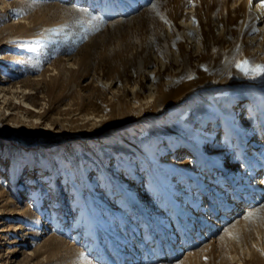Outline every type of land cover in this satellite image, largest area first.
I'll return each instance as SVG.
<instances>
[{
  "label": "rangeland",
  "instance_id": "374dc122",
  "mask_svg": "<svg viewBox=\"0 0 264 264\" xmlns=\"http://www.w3.org/2000/svg\"><path fill=\"white\" fill-rule=\"evenodd\" d=\"M260 5L0 0V264H264Z\"/></svg>",
  "mask_w": 264,
  "mask_h": 264
},
{
  "label": "bare ground",
  "instance_id": "6f19581e",
  "mask_svg": "<svg viewBox=\"0 0 264 264\" xmlns=\"http://www.w3.org/2000/svg\"><path fill=\"white\" fill-rule=\"evenodd\" d=\"M126 12V10H124V9H121V11H120V13L121 14H123V13H125ZM253 96V95H252ZM252 98V97H251ZM256 100V99H255ZM254 101V100H253ZM258 102V101H257ZM255 104H256V102H255ZM240 106H242V109H239V106H238V108L236 107V109H232V110H230L229 112H230V115H232L233 117H235V118H237V120H238V122H240V123H238L240 126H242V127H247V126H250V123L252 122V114H251V111H252V109H253V107L251 106V103H250V100L248 99V101H246L245 103H244V105H243V102L242 103H240ZM258 106V105H257ZM246 110V111H245ZM228 112V113H229ZM262 119V118H261ZM234 121V120H233ZM262 123L264 124V120H262ZM262 123H261V125H262ZM231 125V124H230ZM233 127V126H232ZM251 127V126H250ZM237 129V128H236ZM247 130H249L248 128H246ZM263 129H264V125H263ZM238 130V129H237ZM236 130V131H237ZM251 130V129H250ZM234 131V130H233ZM249 132V131H248ZM247 133V132H246ZM245 133V134H246ZM251 133V132H250ZM250 133H247L246 134V138L248 139V138H250ZM242 134V133H241ZM237 135V134H236ZM243 135V134H242ZM236 138H238V137H236ZM245 138V137H244ZM253 139L255 138V137H252ZM252 139V140H253ZM148 141V140H147ZM258 141H255V140H253V142H252V146L253 147H258V146H262V143H257ZM252 147V148H253ZM194 150V149H193ZM190 153H192V150H188ZM195 151V150H194ZM255 152V151H254ZM195 153V152H194ZM250 154V153H249ZM249 154H248V156H249ZM261 154V153H260ZM261 158H259L260 160H259V162H260V165L258 166V167H252V169H247L246 171H248L249 173H248V175L249 174H253L252 173V170H253V172L255 171V169H257V168H264V154L262 153L261 154V156H260ZM166 160V159H165ZM168 160V159H167ZM166 160V161H167ZM254 160H256V158L254 157ZM171 161V160H170ZM174 161V160H173ZM177 161V160H176ZM175 161V162H176ZM163 163V162H162ZM166 163H168V162H166ZM255 163V162H254ZM166 166V165H165ZM236 167V166H235ZM249 167V166H248ZM174 168V167H173ZM244 168V167H243ZM242 167H241V169H243ZM245 168H247V167H245ZM163 169H165V168H163ZM176 170V169H175ZM245 171V172H246ZM245 172H242V176L243 175H245L246 173ZM241 175V174H240ZM250 176V175H249ZM239 177V176H238ZM249 178V177H248ZM232 179V178H231ZM231 179H229V180H226V181H222L221 183H220V185H219V187H218V189H217V193H225V192H227L228 190H230V196H233L232 197V200L233 201H228L227 202V199H224V200H220L219 199V201L220 202H222L223 204H221V205H219L217 208H215L214 209V215L215 214H221L222 216H221V218L222 219H230V218H232L231 216H230V214H229V212L231 213V214H234V212H235V210L237 209V208H239V206H238V204L239 203H237V201L238 200H242L243 199V194L245 193L244 192V190H243V187H248V188H250L251 187V185L247 182V181H244L245 180V178H242L239 182L242 184V185H240V186H242V188L240 189V190H238V191H236V192H233L232 191V189L234 188V183H233V181L231 180ZM255 179V178H254ZM247 180V179H246ZM249 180V179H248ZM256 180V179H255ZM251 181V180H250ZM252 182H254V181H252ZM254 184V183H253ZM160 186V185H159ZM255 187H256V189H258V191H257V194L254 196V202L255 201H257L258 199H259V196L261 195V193L262 192H264V191H262V190H264V171H263V173H262V175L260 176V178L258 179V180H256V183H255ZM253 191V190H252ZM228 194V193H227ZM222 197H224V196H226V195H221ZM229 196V195H228ZM221 197V198H222ZM251 209V207L250 208H248L247 206L245 207V211H246V213H248L247 211H249ZM252 209H253V207H252ZM213 210V209H212ZM250 211H252V210H250ZM214 221V220H213ZM218 226H220V225H218ZM198 234H199V232H198ZM183 238L184 237H182V240H183ZM175 249V248H174ZM187 251H189V250H187ZM190 252V251H189ZM192 252V251H191ZM175 253L173 252L171 255H170V258H169V261H172L174 258H175ZM163 256H165L164 254H163V252L160 250V251H157L156 252V254L154 255V260H157V259H161ZM135 259H136V256H135Z\"/></svg>",
  "mask_w": 264,
  "mask_h": 264
},
{
  "label": "snow or ice",
  "instance_id": "6c2138e0",
  "mask_svg": "<svg viewBox=\"0 0 264 264\" xmlns=\"http://www.w3.org/2000/svg\"><path fill=\"white\" fill-rule=\"evenodd\" d=\"M251 3V0H250ZM261 7H264V0H261ZM250 62L248 60H243L239 62L236 66L240 68L244 75L252 73L254 76L264 75V65H255L253 67L249 66ZM252 212H248L244 218H249L252 216Z\"/></svg>",
  "mask_w": 264,
  "mask_h": 264
}]
</instances>
